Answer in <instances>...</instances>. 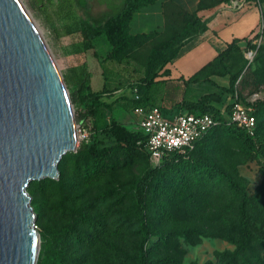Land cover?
Returning a JSON list of instances; mask_svg holds the SVG:
<instances>
[{
  "label": "rangeland",
  "instance_id": "374dc122",
  "mask_svg": "<svg viewBox=\"0 0 264 264\" xmlns=\"http://www.w3.org/2000/svg\"><path fill=\"white\" fill-rule=\"evenodd\" d=\"M20 1L38 29L69 99L83 63L92 74L94 89L107 82L101 70L109 45L98 37L90 48L82 39L80 21L85 15L77 0ZM122 2L87 0L88 15H113ZM233 58L237 66L244 60L246 65L222 108L236 96L254 111L250 97L257 94L259 102L264 100V32L256 33ZM122 94L113 101V94L107 95L111 106L96 116L99 129L112 120L136 129V120L123 117L127 112L132 115L130 92ZM260 108L256 107L257 142L262 144L259 150L243 149L223 127L209 132L196 148L199 156L229 173L246 190L250 222L257 236L253 251L258 261L250 259V264H264V109ZM71 109L76 149L59 162L57 179L32 181L26 189L40 239L38 255L43 251L49 264H132L139 240L135 185L153 165L142 152L124 153L120 149L113 150L101 165L77 155L82 134H90L92 119L79 122L81 107L72 104ZM146 201L151 233L168 234L165 243L156 241L154 257L167 255L182 264H228L222 254L235 249L239 236L237 198L224 183L201 179L177 189L150 188Z\"/></svg>",
  "mask_w": 264,
  "mask_h": 264
},
{
  "label": "trees",
  "instance_id": "16d2710c",
  "mask_svg": "<svg viewBox=\"0 0 264 264\" xmlns=\"http://www.w3.org/2000/svg\"><path fill=\"white\" fill-rule=\"evenodd\" d=\"M154 0H123L120 10L109 16L102 18H92L88 15L87 0H77V6L83 10L85 17L80 21V34L82 39L92 47V41L98 37H103L105 42L110 46V50L103 59L102 74L105 80L113 81L111 64L116 63L118 67L119 77L114 80L117 82L114 87L111 84L102 85L101 88L95 90L90 79L92 74L87 70L86 64L83 63L79 76L75 81V89L70 94L72 104L81 107L78 113V121L83 122L86 119H92V129L89 134L88 141L81 142L76 150L79 156H86L93 164H102L111 156L115 149H120L124 153L137 154L142 152L147 160L144 152L145 135L138 129H127L125 125L112 120L102 129L96 125V116L100 108L110 109L111 103H106L101 98L103 95H111L113 91L121 86L132 82L135 83L139 100L129 99L133 106L142 105L143 90L154 83L156 73L154 69L157 65L165 62L174 55V51L167 49V45L157 44L150 51L149 56L145 57L140 53L137 58L129 56L127 53L133 48L142 45L150 35L130 36L126 31V25L131 19L133 13L140 7L152 3ZM263 1V0H260ZM196 20H194V25ZM262 32H264V20L262 22ZM196 26L194 27V31ZM250 40L246 41L247 45ZM163 45V46H162ZM240 47L236 42L230 44L218 57L212 62L206 64L198 74L189 79L191 82L204 81L210 75H220L228 77V87L220 93H210L202 96L194 103L183 102L182 108L186 112L194 115H211L218 124L212 127L205 135L195 142L191 150L185 152H172L168 154L162 161L153 166L141 177L135 185V215L137 216L139 240L135 246V255L132 264H182L177 258L171 256L154 257L152 248L156 241L165 243L168 234L151 233L148 224V205L146 195L150 188L163 190L165 188L177 189L179 186H187L192 181L206 179L209 182L224 183L229 191L237 198V230L239 238L235 241L236 247L231 252L222 254L228 264H250V259L255 262L258 257L253 251V244L256 241L252 223L250 222L248 196L244 186L240 185L229 173L217 167L210 160L203 159L196 152L197 145L209 134V132L223 127L227 133L236 139L241 147L247 151L259 150L262 144L257 142V118L256 107L264 109V100L259 102L258 98L254 102L253 116L256 122L254 136H248L240 127L234 123H229L221 115L220 108L217 105H224L225 98L234 86L238 76L246 65V60L237 66L234 63L233 55ZM128 58V59H127ZM131 59H136L144 68V74L140 75L136 70L130 69L127 63ZM129 60V61H128ZM116 75V74H115ZM122 79V80H121ZM131 85V88L133 85ZM108 87H107V86ZM119 87V88H117ZM234 97V96H233ZM238 101L242 102L239 98ZM117 101V100H116ZM225 111L229 112V103L226 104ZM161 110V109H160ZM162 114L166 116L161 110ZM167 117V116H166ZM171 118V117H168ZM88 173V170H85ZM30 185V184H29ZM156 240H153V239ZM36 264H49L45 253L38 255Z\"/></svg>",
  "mask_w": 264,
  "mask_h": 264
},
{
  "label": "water",
  "instance_id": "95a60500",
  "mask_svg": "<svg viewBox=\"0 0 264 264\" xmlns=\"http://www.w3.org/2000/svg\"><path fill=\"white\" fill-rule=\"evenodd\" d=\"M71 101L20 0H0V264H36L40 239L26 189L57 179L76 149Z\"/></svg>",
  "mask_w": 264,
  "mask_h": 264
},
{
  "label": "crops",
  "instance_id": "0c3cea01",
  "mask_svg": "<svg viewBox=\"0 0 264 264\" xmlns=\"http://www.w3.org/2000/svg\"><path fill=\"white\" fill-rule=\"evenodd\" d=\"M263 20L264 0H154L140 7L128 21L126 31L130 36L151 37L127 54L137 58V55L142 53L147 57L153 47L161 43L167 45L168 50L174 51L171 58L155 67L154 83L143 90L142 105L157 106L167 117H173L179 112H186L181 109L183 102L194 103L206 94L220 93L228 87L227 76L210 75L207 80L196 83L189 79L233 42L240 48L243 47L246 41L253 39L258 33V27ZM108 49L110 50V46L106 51ZM106 55L104 54L102 59ZM127 64L138 74H144L143 66L136 59H131ZM115 65L116 63H112L110 66L113 81L106 82L107 85L111 84V87L117 83L114 81L116 77L120 76ZM203 85L208 86L200 89ZM123 92H130L128 97L132 99L131 87L124 85L112 92L111 101L114 96L125 95ZM101 99L111 103L107 101V94ZM217 106L222 110L221 105ZM134 107L132 115L128 112L122 113L125 115L123 117L137 121ZM102 109L108 110L100 108L97 116L103 114Z\"/></svg>",
  "mask_w": 264,
  "mask_h": 264
},
{
  "label": "built area",
  "instance_id": "2783aa9c",
  "mask_svg": "<svg viewBox=\"0 0 264 264\" xmlns=\"http://www.w3.org/2000/svg\"><path fill=\"white\" fill-rule=\"evenodd\" d=\"M263 24L258 27V33L262 32ZM133 100H139L136 84L132 83ZM258 98L257 94L250 97L253 102ZM230 99V98H229ZM229 112L226 113L223 106L221 115L229 123L240 127L248 136H254L256 122L253 109L237 100L234 96L228 102ZM134 112L138 116L136 129L146 137L143 150L149 162L155 166L168 154L178 151L185 152L194 147L196 141L202 138L218 121L211 115H194L188 112H179L171 118L164 116L157 106L145 107L136 105ZM89 134H82V140L88 141Z\"/></svg>",
  "mask_w": 264,
  "mask_h": 264
}]
</instances>
